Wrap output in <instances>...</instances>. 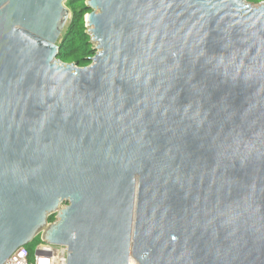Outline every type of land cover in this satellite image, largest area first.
<instances>
[{"label":"water","instance_id":"95a60500","mask_svg":"<svg viewBox=\"0 0 264 264\" xmlns=\"http://www.w3.org/2000/svg\"><path fill=\"white\" fill-rule=\"evenodd\" d=\"M67 1L0 0V264H264V1L85 0L84 67Z\"/></svg>","mask_w":264,"mask_h":264},{"label":"trees","instance_id":"16d2710c","mask_svg":"<svg viewBox=\"0 0 264 264\" xmlns=\"http://www.w3.org/2000/svg\"><path fill=\"white\" fill-rule=\"evenodd\" d=\"M246 1L257 5L264 0ZM66 5L71 10V18L58 41L59 46L62 48L58 59L63 63L76 64L84 67L91 63L92 58L97 53L91 35L88 32V27L86 26V15L91 10L87 8L85 0H68ZM55 219L56 214L49 216V222H53ZM39 241L40 236H37L29 244L31 254H33L34 247Z\"/></svg>","mask_w":264,"mask_h":264},{"label":"built area","instance_id":"2783aa9c","mask_svg":"<svg viewBox=\"0 0 264 264\" xmlns=\"http://www.w3.org/2000/svg\"><path fill=\"white\" fill-rule=\"evenodd\" d=\"M58 213L59 211L55 213L56 217ZM58 219L57 217L55 221ZM67 254V245L51 244L40 238L34 247L33 254H31L29 245H25L19 248L4 264H67Z\"/></svg>","mask_w":264,"mask_h":264},{"label":"bare ground","instance_id":"6f19581e","mask_svg":"<svg viewBox=\"0 0 264 264\" xmlns=\"http://www.w3.org/2000/svg\"><path fill=\"white\" fill-rule=\"evenodd\" d=\"M130 262L131 264H139L134 258H131Z\"/></svg>","mask_w":264,"mask_h":264},{"label":"rangeland","instance_id":"374dc122","mask_svg":"<svg viewBox=\"0 0 264 264\" xmlns=\"http://www.w3.org/2000/svg\"><path fill=\"white\" fill-rule=\"evenodd\" d=\"M68 23H69V22H68ZM68 23H67V24H68ZM66 26H67V25H66ZM63 32H64V31H63ZM63 32H62V33H63ZM64 205H65V204H64ZM39 236H40V238L42 239V241H44L42 235L40 234ZM28 245H29V244H28Z\"/></svg>","mask_w":264,"mask_h":264}]
</instances>
